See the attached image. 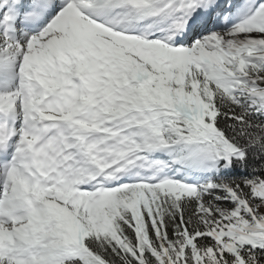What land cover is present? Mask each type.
Returning a JSON list of instances; mask_svg holds the SVG:
<instances>
[{
	"label": "snow or ice",
	"instance_id": "obj_1",
	"mask_svg": "<svg viewBox=\"0 0 264 264\" xmlns=\"http://www.w3.org/2000/svg\"><path fill=\"white\" fill-rule=\"evenodd\" d=\"M0 264H264V0H0Z\"/></svg>",
	"mask_w": 264,
	"mask_h": 264
}]
</instances>
